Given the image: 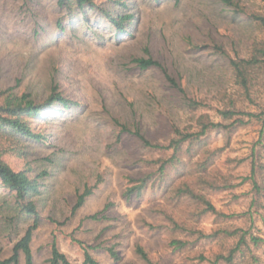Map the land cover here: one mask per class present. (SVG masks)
I'll return each mask as SVG.
<instances>
[{"label": "rangeland", "instance_id": "rangeland-1", "mask_svg": "<svg viewBox=\"0 0 264 264\" xmlns=\"http://www.w3.org/2000/svg\"><path fill=\"white\" fill-rule=\"evenodd\" d=\"M57 1L0 0V91L26 95L44 107L40 114L23 116L39 140L0 130L2 159L37 184L33 263L47 264L54 241L71 264H83L79 240L102 264H146L136 244L156 264H213L237 241L222 231L241 229L260 240L236 253L234 263L264 264V167L256 177L258 191L242 180L250 172L258 122L212 129L181 153V163L163 180L151 176L129 200L123 197L129 179L155 171V160L170 151L148 148L121 128L163 144L174 127L198 128L202 115L227 123L217 109L229 99L255 111L256 104L245 100L236 85L228 57L215 45L232 58H249L264 45V30L249 14H264V0H234L244 11L221 0H91L70 9ZM142 57L158 60L182 91L169 85L160 68H140L135 59ZM253 75L255 101L264 106V64ZM57 95L68 105L53 101ZM186 99L200 105L191 108ZM262 141L255 154L264 165V136ZM185 184L220 212L249 209L252 214L226 218L205 212L197 198L177 193ZM85 189L91 193L72 213ZM251 201L256 205L250 207ZM19 203L15 192L0 183V259L12 254L33 222ZM106 204L105 218H88ZM169 217L194 233L174 229ZM197 231L217 234L198 238ZM175 238L186 246L174 249L170 241ZM106 247L121 260L114 261ZM18 264H24L22 253Z\"/></svg>", "mask_w": 264, "mask_h": 264}, {"label": "trees", "instance_id": "trees-1", "mask_svg": "<svg viewBox=\"0 0 264 264\" xmlns=\"http://www.w3.org/2000/svg\"><path fill=\"white\" fill-rule=\"evenodd\" d=\"M221 1L229 6L235 7L236 10L244 11L243 8L239 7L238 3L234 0ZM57 3L60 7L66 9H70L73 4H76L79 8H82L85 4H91V0H58ZM249 14L251 18L255 20L264 30V14L255 12H251ZM112 22L115 24H119V22L114 19H112ZM215 48L218 52L228 57L229 65L231 66L234 74L235 83L240 88L243 98L251 104H256L257 109L255 111H248L238 108L234 105L233 100L229 99L227 104L217 109L218 115L222 118V120L228 121L227 123L223 121H212L208 119L206 115H202L198 119V128L189 130L188 128L181 129L179 127H174L173 136H171L167 140V142L163 144H153L148 139H146L144 135L138 130L130 131L125 125H122L121 128L123 131L129 132L130 134L137 137L139 140H141L144 146L159 151H170V155H168L167 157H159V159L155 160L156 162H154V164H157L155 171L145 174L139 179H129L130 185H128L123 192V197L125 198V200H129L132 194L139 195L141 189L146 185L147 180H149L151 176L154 177V180H163L165 178V175L167 174L168 169L176 168L179 166V163H181L182 161L181 153L183 151H190L191 147L199 142L201 138L212 129H231L232 127L242 126L253 121H256L260 124L259 137L254 142V145L251 149L250 172L248 175L244 176L242 180H249L257 191L260 189L256 177L259 175V170L264 167V165L257 162L258 159L255 152H257L256 150H258L256 149L257 146H262L263 144L262 138L264 136V106L261 103L255 101V91H252V87L255 85V75L252 76V74L259 70L262 64H264V45H257L253 49V52L249 58H232L220 45H215ZM135 62L139 65L140 68L143 69L149 68L151 66L160 68L169 85L182 91L177 80L164 69V67L158 60L153 59L152 57H142L135 59ZM0 97V130H2L3 132H8L9 134H12L14 136L20 135L22 137H29L39 140L41 136L35 134L31 130V128L23 120V116L40 114V112L44 108L43 105L34 104L32 100L27 99L26 95L17 96L14 93H8V91H0ZM54 100H61L64 106L68 105V102L59 95L54 97L53 101ZM52 102H46L45 104H48L50 106L53 104ZM186 102L189 107L194 109L200 105V103L194 99H186ZM199 166H202L201 170L205 169L206 158L203 160V163H199ZM0 183L9 190L15 192L16 198L20 200L19 206L21 210L33 217L32 224L28 226L22 237L14 244L12 248V254L5 259H0V264H18L20 253H22L24 257V264H34L30 244L33 232L37 228L39 223L37 206L35 201L32 199V195H34L38 191L36 181L34 179H30L24 171L14 170L7 162L2 159L0 155ZM176 190L179 194L188 193L192 197L197 198L200 204L203 205L202 210L205 212L210 211L214 214L226 218L241 215L245 216L246 214H248V216L250 217L252 214V212L248 211L249 209L242 214H226L220 212L212 205V203L204 196V194L194 192L186 184L184 188L178 187ZM90 193V189H85L83 193L78 194L77 201L72 207V213L82 205L84 198ZM256 203V201H251L250 207L254 204L256 205ZM108 206L109 205L106 204L100 212L89 215L88 218H105L103 212ZM100 214L102 215L100 216ZM170 220L173 224L174 229L181 228L182 230H186L185 227L177 223L173 218H170ZM240 230L241 229H225L222 231L227 236H237V241L235 243V246L230 249L227 255L217 254L215 256L213 264H217L219 260L224 261L226 264H235L234 258L236 253L242 254L245 249L248 250V248H250L249 243H251L252 245L258 244L260 237L252 234H249L247 237V234L249 232ZM186 231L189 234L194 233L193 229H189ZM197 234L198 238H207L214 237L217 233H203L202 231H197ZM77 243L83 250V264H102L89 252V249L92 247L89 248L88 246H85L84 243L79 240H77ZM170 244L174 247V249H180L186 246L187 241L181 238H175L170 241ZM106 251L114 261L121 260L118 252L112 247H106ZM135 252L146 264H156L154 261H152L148 252L140 244L135 245ZM47 264H71L67 256L57 248L54 241L51 243L50 256L47 259Z\"/></svg>", "mask_w": 264, "mask_h": 264}]
</instances>
